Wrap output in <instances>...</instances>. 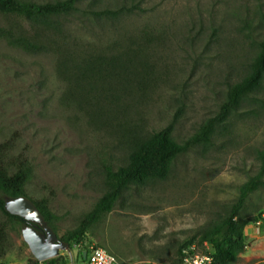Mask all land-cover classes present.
<instances>
[{
    "label": "rangeland",
    "instance_id": "rangeland-1",
    "mask_svg": "<svg viewBox=\"0 0 264 264\" xmlns=\"http://www.w3.org/2000/svg\"><path fill=\"white\" fill-rule=\"evenodd\" d=\"M119 5L130 11L115 21L88 13ZM57 23L62 33L37 34L21 17L0 13V140L13 139L7 158H25L30 175L23 193L46 199L56 216L52 232L59 237L104 192L102 165L124 162L128 134L164 127L176 114L169 135L177 142L217 112L225 89L247 72L264 36V0H82ZM2 31L40 47L23 50ZM144 31L150 34L146 86L120 98L127 106L124 115L98 121L97 87L79 91L60 62L69 67L81 56L114 53L128 39L140 41ZM113 41L119 47L110 48ZM210 135L209 143L177 153L164 179L124 188L110 210L86 227L83 240L71 241L55 257L61 264H82L80 252L98 244L111 250L118 264H174L182 247L197 246L238 185L258 168L264 77L261 89ZM261 179L247 195L244 211L264 209V172ZM1 221L0 264H33L36 259L20 237L24 225L0 210ZM253 225L243 230L242 252L227 264H264V221Z\"/></svg>",
    "mask_w": 264,
    "mask_h": 264
},
{
    "label": "trees",
    "instance_id": "trees-1",
    "mask_svg": "<svg viewBox=\"0 0 264 264\" xmlns=\"http://www.w3.org/2000/svg\"><path fill=\"white\" fill-rule=\"evenodd\" d=\"M81 1L0 0V13H11L16 17H21L37 31L35 32L37 34L55 35L62 33L57 19L68 15L70 10L75 8L76 4ZM129 11L124 5H119L96 12L89 9L88 13L102 20L115 21L129 14ZM1 34L6 37L9 36L10 43L23 48V50L32 51L40 47L39 44L28 40L26 37L13 38L10 32L6 31H2ZM149 35L147 31H144L140 41L128 39L114 53L105 56L87 55L83 58L81 56L77 62L71 63L69 67L64 66L65 62H60L61 71L68 74L70 80L76 83L75 87L79 91L88 92L92 90L91 88L97 87V89L94 88L96 98L93 101L96 102L95 106H98V110L94 112V118L98 121L106 118L114 119L116 115H124L127 106L120 102V98L128 95L132 88L140 90V88L146 86L150 68L145 60L146 48L148 47L146 41ZM118 45L120 44L117 41H113L110 48ZM263 77L264 36L257 43V50L248 63L247 72L240 80L229 84L225 89L224 99L220 102L217 112L207 118L187 137L176 142L169 135L170 128L176 120V114L164 127L155 130L136 131L127 135L129 148L124 162L114 167L109 163L102 165L103 182L106 189L96 198L91 209L83 214L74 227L62 232L59 236L60 241L80 243L83 240L86 227L99 221L110 210L113 201L118 198L124 188L131 184L142 185L149 181L164 179L168 174L169 162L177 153L187 149L194 143H209L213 126L221 121L223 122L242 102L247 100L251 93L261 89ZM12 146V137L0 140V210L8 219L26 225L27 221L17 215L9 214L3 206L4 196L9 198L23 196L29 199L23 193V186L30 175L29 166L23 156L16 155L12 159L6 157ZM256 152L259 159L257 170L238 185L237 195L227 205L225 212L215 218L198 239V244L201 243V240H204L211 247L210 264H227L236 259L244 247L242 241L244 227L248 221H256L259 217L260 212L253 214L243 210L247 195L262 182L264 148L258 149ZM29 200L33 206L37 207L45 224L52 230V220L56 216L47 207L46 199L40 196ZM3 225L4 223L1 221L0 249L5 238ZM86 248L85 246L84 249ZM80 258L83 261L81 252ZM180 260L181 257L179 256L174 264H179ZM35 261H33V264ZM41 262L42 264L62 263L55 256L42 259Z\"/></svg>",
    "mask_w": 264,
    "mask_h": 264
},
{
    "label": "water",
    "instance_id": "water-1",
    "mask_svg": "<svg viewBox=\"0 0 264 264\" xmlns=\"http://www.w3.org/2000/svg\"><path fill=\"white\" fill-rule=\"evenodd\" d=\"M3 206L9 214L17 215L28 222H33L42 228V234L27 224L20 228V237L26 243L34 259H47L57 254L59 249H67L68 243L60 241L45 224L42 215L32 202L23 197H3ZM82 258L85 257V249L81 251Z\"/></svg>",
    "mask_w": 264,
    "mask_h": 264
},
{
    "label": "built area",
    "instance_id": "built-area-1",
    "mask_svg": "<svg viewBox=\"0 0 264 264\" xmlns=\"http://www.w3.org/2000/svg\"><path fill=\"white\" fill-rule=\"evenodd\" d=\"M264 221V209L259 213L257 220L253 221L258 224ZM200 248V250H199ZM181 260L179 264H210L211 262V247L207 241L201 240V243L195 246L190 244L187 247H182L180 251ZM42 259H36L35 264H42ZM82 264H118V260L114 253L103 247L102 245H89L85 249V257Z\"/></svg>",
    "mask_w": 264,
    "mask_h": 264
},
{
    "label": "flooded vegetation",
    "instance_id": "flooded-vegetation-1",
    "mask_svg": "<svg viewBox=\"0 0 264 264\" xmlns=\"http://www.w3.org/2000/svg\"><path fill=\"white\" fill-rule=\"evenodd\" d=\"M27 224H30V225H33V228L36 230V231H38L40 234H42L43 232H42V228L39 226V225H37V224H35V223H33V222H28L27 221ZM26 224V225H27ZM57 238L59 239V237L57 236ZM60 240V239H59Z\"/></svg>",
    "mask_w": 264,
    "mask_h": 264
},
{
    "label": "crops",
    "instance_id": "crops-1",
    "mask_svg": "<svg viewBox=\"0 0 264 264\" xmlns=\"http://www.w3.org/2000/svg\"><path fill=\"white\" fill-rule=\"evenodd\" d=\"M253 224H255V222H251V223H248V225H246L245 227H244V230L245 229H247V230H252V226H254ZM256 225V224H255ZM242 233H243V231H242Z\"/></svg>",
    "mask_w": 264,
    "mask_h": 264
}]
</instances>
